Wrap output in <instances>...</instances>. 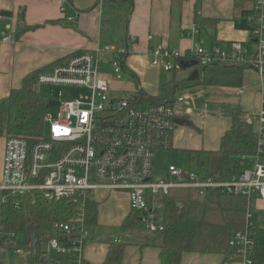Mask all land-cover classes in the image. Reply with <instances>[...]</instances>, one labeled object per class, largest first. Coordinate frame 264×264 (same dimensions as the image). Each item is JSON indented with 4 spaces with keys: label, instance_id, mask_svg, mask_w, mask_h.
Here are the masks:
<instances>
[{
    "label": "built area",
    "instance_id": "obj_1",
    "mask_svg": "<svg viewBox=\"0 0 264 264\" xmlns=\"http://www.w3.org/2000/svg\"><path fill=\"white\" fill-rule=\"evenodd\" d=\"M244 19L249 26L247 42H230L224 47L212 45L209 49L198 46L185 53L159 45L148 55L150 65L166 73L181 72L182 62L194 60L202 67L244 66L257 74L260 108L254 114L242 116L256 133L254 163L223 180L202 177L191 167L184 170L176 165H169L164 172L154 175L156 154L171 148L176 127L174 105L135 106L127 96L113 100L110 83L122 79L121 61L112 59L103 71L99 60V54L112 53V47L78 52L38 75L35 85L83 90L73 100L57 102L55 120L46 113L43 120L44 125H49L46 135L31 139L3 137L0 205L5 203L6 195H29L32 204L37 198L48 203L67 199L76 207V216L51 226V233L61 234V239L49 238L46 254L67 255L68 264L83 263L82 252L88 237L84 206L86 199L98 191L125 194L130 211L147 213L143 220L146 225L150 224L147 229L153 233L162 230V216L156 210L172 191L192 190L200 198L218 191L246 200L244 230L235 234L228 244L236 252L230 260L239 258L242 264H252L251 208L254 200L264 201V162H261L264 156V0H254ZM6 42L8 38H0V43ZM188 92L176 96L175 103H184L192 96ZM8 247L16 254L21 252L13 240Z\"/></svg>",
    "mask_w": 264,
    "mask_h": 264
},
{
    "label": "crops",
    "instance_id": "obj_2",
    "mask_svg": "<svg viewBox=\"0 0 264 264\" xmlns=\"http://www.w3.org/2000/svg\"><path fill=\"white\" fill-rule=\"evenodd\" d=\"M253 1L0 0V38H8L9 41L0 43V99L6 98L11 90L19 89L23 78L31 72L48 71L78 52H93L105 46L112 47L113 52H101L99 56L119 59L123 76L134 79V87L126 89L125 96L138 90L147 96H156L168 81L169 74L166 73V79L160 85L158 72L162 70L151 66L148 56L152 48L162 45L168 50L185 53L198 46L209 49L212 45L224 47L230 42H247V32L236 28L235 24L240 23L252 9ZM20 13L24 14L21 24L18 22ZM69 17H72L71 21ZM21 25L29 30L17 37L15 31ZM100 67L103 71L108 69ZM192 71H181L182 78H178L177 73V81L187 79ZM116 82L111 81L113 88ZM190 87L187 90L177 88L173 97L176 127L171 151L188 155L197 150H216L230 124L229 118L221 113L223 104L238 106L243 114H254L260 108L259 78L250 69L243 71L241 86L236 89L202 85ZM187 91L192 96L184 103L176 104L175 97ZM196 98L201 103L198 116L193 113L198 110L192 101ZM211 107L219 108L218 112L213 114ZM192 123L202 129L200 137H192L189 128ZM3 151L4 143L0 138V178ZM158 174L161 173L155 172ZM91 198L96 203V220L87 228L82 264H104L109 244L115 241L126 244L122 264H159L156 243L160 240L151 235L143 237L136 234L135 228H122L124 219L130 214L125 194L98 191ZM255 206L258 212L264 211V201L254 200L252 208ZM263 224L264 221L259 226L264 228ZM91 228L94 230L90 232ZM4 249L0 248V252L3 253ZM181 264L242 262L235 258L223 263L221 255L187 253L182 256Z\"/></svg>",
    "mask_w": 264,
    "mask_h": 264
},
{
    "label": "trees",
    "instance_id": "obj_3",
    "mask_svg": "<svg viewBox=\"0 0 264 264\" xmlns=\"http://www.w3.org/2000/svg\"><path fill=\"white\" fill-rule=\"evenodd\" d=\"M23 16V13L19 14V24L23 22ZM21 26L15 31L17 37L29 30ZM235 27L249 30L244 17L240 23L235 24ZM196 69L198 79L195 81H188L186 78L177 81L178 71L168 72V81L161 86L156 96H147L141 90L130 92L126 96L132 99L135 106L145 104L172 106L177 88L183 89L194 85L239 88L243 71L247 68L197 65ZM43 71L40 69L31 72L23 78L19 89L11 90L6 98L0 99V137L31 139L44 133V117L49 110L57 106V101L43 99L33 90L35 79ZM221 113L229 118V129L221 137L216 150L204 152L206 171L202 176L214 177L218 180L250 168L256 153V133L243 121L244 114L241 109L235 105L223 104ZM188 155L189 165L195 162L200 168V158H202L200 152H190ZM261 162H264V156ZM195 202L201 203L202 211L200 217L196 219L191 218L187 211V208ZM245 203L244 197L225 195L218 191H211L200 198L192 190H175L161 201L156 210L157 215L162 216V230L154 233L149 231L143 220L147 213L138 211H130L122 223V228L128 230L144 227L153 233V236L160 240L159 264H181L182 256L187 253L221 255L223 263H226L236 253L235 249L229 246V241L235 234L244 230ZM84 209L87 226L93 225L96 220V203L91 197L86 199ZM74 216H76V207L67 199L48 203L37 198L32 204L29 195L22 197L6 195L5 203L0 205V248L8 247L14 235L22 232V241L28 248L25 264H58V262L68 264L70 258L67 255L45 253L47 240L61 239V234L43 232L42 226L67 222ZM30 225L34 226L37 235L34 249H31L25 234V228ZM251 234L254 242L250 257L252 264H264V228L259 225L252 226ZM125 246V243L117 241L110 243L104 264H122Z\"/></svg>",
    "mask_w": 264,
    "mask_h": 264
},
{
    "label": "rangeland",
    "instance_id": "obj_4",
    "mask_svg": "<svg viewBox=\"0 0 264 264\" xmlns=\"http://www.w3.org/2000/svg\"><path fill=\"white\" fill-rule=\"evenodd\" d=\"M99 57H100L99 58L100 66L108 68L109 62L112 59L109 57L103 56V55H101ZM56 65H59V64H56ZM43 72H45V71H43ZM43 72H40L39 74H41ZM158 73H159V81H160L159 84L162 85L166 79V73H164L162 71H159ZM182 77H184L182 72H178V78H182ZM36 81H37V78L35 79V84H36ZM133 81H134V79L124 75L120 81H117L115 83L116 88L115 87L113 88V84H112L111 91H110V97L113 100L124 99L125 93L127 92L126 89H132L134 87ZM35 84L33 86V90L36 92L37 95H39L41 98L46 99V100L63 102V101H67V100H73L78 95L83 93V90L76 89V88H67V87L55 88V87L48 86V85H35ZM188 88H191V87H188ZM188 88H183V89L187 90ZM60 94L62 95L61 98H60ZM192 94H194V90L192 91ZM178 95H180V94H178ZM196 100L198 101V103L196 102ZM192 101H194L198 107V110L193 112L194 116H198L199 111L201 110V103L199 102V99H197V98L193 99ZM190 105L192 106V104H190ZM211 110H212L213 114H215L216 112H218L219 108L211 107ZM48 115L50 116L51 119L55 120L57 117V112L55 109H52V110L48 111ZM48 127H49L48 123L45 124L44 133L41 136L46 135V133L48 132ZM189 128L191 129L193 138H195L197 136H199V137L201 136L202 129L199 126L195 125V123H192L189 126ZM36 137H40V136H35L34 138H36ZM0 138H2V141L5 144L4 139L7 138V136L5 138H3V136ZM31 138H33V137H31ZM200 154L202 156V158H200V163L204 164L205 160H206L204 151H201ZM187 157H188V155L186 152H180V151H175V150L171 151V149L169 151L158 152L155 156V160H154V164H153L154 175H155V172H157V173L164 172L170 164L176 165L178 168L186 170L188 165H189L188 161H187ZM190 164H191V170L198 173L200 176H203L205 174L206 164H205L204 168H202V169L199 168V165L195 162H192ZM0 198H1V195H0ZM195 199H197V201L199 200V198H195ZM187 211H189L191 218L196 219V218L200 217L201 212H202L201 211V203L195 202V203L191 204L187 208ZM260 211L261 212H258V209L256 208V206L254 207V209L253 208L251 209V213L253 212V215H254L253 220L251 219V221H250L252 224H254L253 222H255L256 225L257 224L259 225L260 222L264 221V211L262 209ZM263 226H264V224H263ZM42 230H43V232H46V233L52 232L50 225H43ZM93 230H94V228H91L90 232ZM133 231L136 234H139L143 237L149 236V235L153 236V234L150 233L149 231H147L144 227L135 228V229H133ZM22 238H23L22 232H17L13 237V241L17 242V246H18L19 250L21 251L19 254H16L13 251V249L10 247H6V249H4L5 251H3V253L0 252V261L2 262L1 264H25V261H26L25 259H26V256L28 254V248L23 243ZM157 240H159V239H157ZM158 244H159V242L156 243L157 246H158Z\"/></svg>",
    "mask_w": 264,
    "mask_h": 264
},
{
    "label": "water",
    "instance_id": "obj_5",
    "mask_svg": "<svg viewBox=\"0 0 264 264\" xmlns=\"http://www.w3.org/2000/svg\"><path fill=\"white\" fill-rule=\"evenodd\" d=\"M196 67H197V62L194 60L181 63V70L183 72L187 70H193L190 76L187 78L188 81H195L198 79V70L196 69ZM202 165L203 163L200 164V166ZM25 234L30 243L31 249H34L37 243V235H36L34 226H31V225L27 226L25 228Z\"/></svg>",
    "mask_w": 264,
    "mask_h": 264
},
{
    "label": "bare ground",
    "instance_id": "obj_6",
    "mask_svg": "<svg viewBox=\"0 0 264 264\" xmlns=\"http://www.w3.org/2000/svg\"><path fill=\"white\" fill-rule=\"evenodd\" d=\"M148 229H150V224H147ZM152 232V231H151Z\"/></svg>",
    "mask_w": 264,
    "mask_h": 264
}]
</instances>
